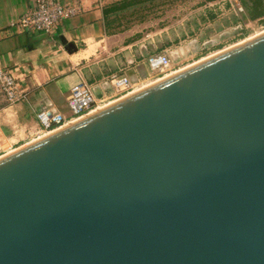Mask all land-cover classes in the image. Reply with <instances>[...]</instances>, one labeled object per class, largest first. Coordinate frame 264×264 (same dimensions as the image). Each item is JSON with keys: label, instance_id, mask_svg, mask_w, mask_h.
I'll return each mask as SVG.
<instances>
[{"label": "water", "instance_id": "obj_1", "mask_svg": "<svg viewBox=\"0 0 264 264\" xmlns=\"http://www.w3.org/2000/svg\"><path fill=\"white\" fill-rule=\"evenodd\" d=\"M243 40L1 155L0 264H264V31Z\"/></svg>", "mask_w": 264, "mask_h": 264}, {"label": "crops", "instance_id": "obj_2", "mask_svg": "<svg viewBox=\"0 0 264 264\" xmlns=\"http://www.w3.org/2000/svg\"><path fill=\"white\" fill-rule=\"evenodd\" d=\"M56 1L76 4L79 12L63 19L49 35L9 27L35 0H0V66L18 77L24 92L21 101L11 104L0 91V156L41 136L40 110L69 118L66 98L80 79L105 105L121 97L111 86V77L127 75L136 81L147 76L146 62L141 56L137 59L133 49L135 41L114 31L121 20L111 23L114 13L105 17V9L119 0Z\"/></svg>", "mask_w": 264, "mask_h": 264}, {"label": "rangeland", "instance_id": "obj_3", "mask_svg": "<svg viewBox=\"0 0 264 264\" xmlns=\"http://www.w3.org/2000/svg\"><path fill=\"white\" fill-rule=\"evenodd\" d=\"M237 2L242 11L228 0H144L125 10L115 26L125 32L123 39L135 41L137 59L146 62L147 54L163 50L174 72L264 31V21L246 19ZM146 74L143 86L155 79L148 66Z\"/></svg>", "mask_w": 264, "mask_h": 264}, {"label": "built area", "instance_id": "obj_4", "mask_svg": "<svg viewBox=\"0 0 264 264\" xmlns=\"http://www.w3.org/2000/svg\"><path fill=\"white\" fill-rule=\"evenodd\" d=\"M231 1L235 2V8L238 11L243 10L237 0ZM231 1L228 0L229 3ZM231 5L233 6L232 3ZM78 12V5L73 3H60L56 0H35L33 7L19 18L12 20L9 23V27L17 32L41 31L51 35L56 31L63 19L70 18ZM146 64L155 73L154 80L171 72L168 71L171 66V59L165 51L149 54L146 57ZM147 78L143 77L133 81L127 75L113 76L110 79V84L116 92L123 96L143 86L142 82ZM0 91L8 103H13L24 96L18 77L2 66H0ZM66 103L71 114L69 118L50 109H42L37 113L41 135L53 131L63 124L80 118L104 105L102 100H98L95 97L91 86L83 79H80L70 87Z\"/></svg>", "mask_w": 264, "mask_h": 264}, {"label": "trees", "instance_id": "obj_5", "mask_svg": "<svg viewBox=\"0 0 264 264\" xmlns=\"http://www.w3.org/2000/svg\"><path fill=\"white\" fill-rule=\"evenodd\" d=\"M144 0H119L113 3L112 6L105 9V17L109 14H116L111 23H115L116 20H121L122 13L138 4H141ZM245 7L248 20H262L264 21V0H239ZM117 13L120 15L117 16ZM115 27L114 31H120V28Z\"/></svg>", "mask_w": 264, "mask_h": 264}, {"label": "bare ground", "instance_id": "obj_6", "mask_svg": "<svg viewBox=\"0 0 264 264\" xmlns=\"http://www.w3.org/2000/svg\"><path fill=\"white\" fill-rule=\"evenodd\" d=\"M252 37V36H251ZM250 37H248V38H246V39H249ZM245 39V40H246ZM244 41V40H243ZM239 43V42H238ZM213 55V54H212ZM208 57V56H207ZM204 58H206V57H204ZM204 58H202V59H204ZM199 61V60H198ZM195 62H197V61H195ZM194 62V63H195ZM191 65V64H190ZM189 66V65H188ZM187 67V66H186ZM185 68V67H184ZM183 69V68H182ZM181 70V69H180ZM175 72H177V71H172L171 73H169V74H167V75H170V74H173V73H175ZM147 85V84H146ZM145 86V85H144ZM140 88V87H139ZM138 89V88H137ZM23 99V98H22ZM22 99H19V100H17V101H15V102H13V103H16V102H19V101H21ZM12 104V103H11Z\"/></svg>", "mask_w": 264, "mask_h": 264}]
</instances>
